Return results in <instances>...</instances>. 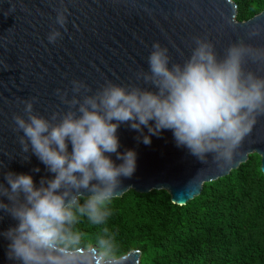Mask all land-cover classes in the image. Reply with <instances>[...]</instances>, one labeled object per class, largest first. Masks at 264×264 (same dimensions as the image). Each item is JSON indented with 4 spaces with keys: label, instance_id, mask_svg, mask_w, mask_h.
<instances>
[{
    "label": "clouds",
    "instance_id": "clouds-1",
    "mask_svg": "<svg viewBox=\"0 0 264 264\" xmlns=\"http://www.w3.org/2000/svg\"><path fill=\"white\" fill-rule=\"evenodd\" d=\"M67 11L56 9L60 28ZM60 36L53 27L46 39L54 43ZM193 41L189 55L180 62L172 60L166 46L152 42L147 71L134 73L148 87L105 81L90 92L84 81L73 79L71 98L55 89L66 109L49 117L33 111L35 97L20 101L23 116L14 113L12 120L13 131L22 133L21 152L30 150L52 175L34 183L31 174L3 172L0 213L15 221L0 231L9 261L127 264L129 254L119 250L115 235L105 226L112 200L119 194L120 177H130L136 168L134 149L117 150L116 129L125 122L145 145L167 129L176 146L198 160L211 156L231 161L256 115L264 114V77L243 67L246 57L264 60V52L229 44L218 57L206 37L195 36ZM0 67L6 70L8 65L0 60ZM82 224L96 229L91 240Z\"/></svg>",
    "mask_w": 264,
    "mask_h": 264
},
{
    "label": "water",
    "instance_id": "water-1",
    "mask_svg": "<svg viewBox=\"0 0 264 264\" xmlns=\"http://www.w3.org/2000/svg\"><path fill=\"white\" fill-rule=\"evenodd\" d=\"M58 8L68 10L63 28L55 23ZM235 15L231 0H0V60L8 65L6 70L0 67V182L5 171L31 174L34 183L52 175L30 150L21 152L22 133L13 131L12 115L23 116L22 99L35 97L33 111L49 117L66 109L55 89L71 98L73 79L84 81L90 92L105 81L148 87L134 73L147 71L153 41L166 46L176 62L189 55L195 36L211 41L218 57L229 44L264 52V10L244 22H237ZM53 27L61 36L49 43L46 35ZM243 67L264 77V60L246 57ZM116 135L118 151L135 150L136 168L130 177H120L114 198L129 190H162L172 204L184 206L200 195L204 184L228 176L251 154L259 156L264 175V114L256 115L228 163L211 156L198 160L176 146L171 130L161 129L147 145L136 139L139 133L126 122ZM24 155L28 160H22ZM108 155L119 163L114 153ZM36 167L40 171H32ZM0 216V231L15 224L7 214ZM6 244L0 238V264H17L6 258ZM128 254L127 264L139 263L138 251Z\"/></svg>",
    "mask_w": 264,
    "mask_h": 264
},
{
    "label": "trees",
    "instance_id": "trees-1",
    "mask_svg": "<svg viewBox=\"0 0 264 264\" xmlns=\"http://www.w3.org/2000/svg\"><path fill=\"white\" fill-rule=\"evenodd\" d=\"M235 20L244 22L264 10V0H231ZM121 252L138 251V264H264V175L260 158L226 177L204 184L184 206L165 191L129 190L113 198L105 225ZM91 240L96 229L81 225Z\"/></svg>",
    "mask_w": 264,
    "mask_h": 264
}]
</instances>
